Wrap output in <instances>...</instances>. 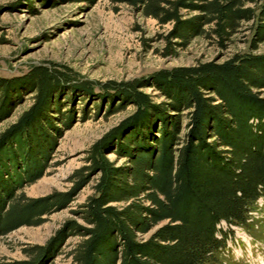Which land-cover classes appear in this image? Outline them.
I'll return each instance as SVG.
<instances>
[{
  "label": "trees",
  "instance_id": "obj_1",
  "mask_svg": "<svg viewBox=\"0 0 264 264\" xmlns=\"http://www.w3.org/2000/svg\"><path fill=\"white\" fill-rule=\"evenodd\" d=\"M119 1L159 27L169 25L157 49L162 57L195 39L226 50L245 32L249 51L109 82L96 93L90 81L68 69L32 65L20 76H0V120L18 93L32 92L31 104L0 132V236L39 225L97 175L79 213L87 226L64 223L44 246L31 248L29 260L16 264H47L73 235L81 238L71 253L76 264H203L221 249L218 223L243 224L249 206L264 197V52L254 53L264 43V0ZM144 87L165 100L152 102ZM63 88L98 95L109 107L116 103L111 109L131 105L132 111L106 140L93 143L87 165L73 172L66 193L16 195L43 175L53 147L44 127L56 130L46 111ZM180 114L186 117L181 135ZM71 123L61 121L64 128ZM109 152L126 157L128 166H114ZM116 203L125 205H111ZM151 229L145 241H136V234Z\"/></svg>",
  "mask_w": 264,
  "mask_h": 264
},
{
  "label": "rangeland",
  "instance_id": "obj_2",
  "mask_svg": "<svg viewBox=\"0 0 264 264\" xmlns=\"http://www.w3.org/2000/svg\"><path fill=\"white\" fill-rule=\"evenodd\" d=\"M0 0V76H20L32 65L57 70L68 69L79 80L90 81L93 93L100 85L117 83L145 76L158 69L189 66L197 62H220L231 51H249L248 33L237 37L226 50H218L202 39L193 40L179 49L174 56L162 57L157 49L161 36L169 25L159 27L150 18H144L119 0ZM253 52V51H252ZM264 52V43L254 53ZM152 102L165 98L156 89L144 87ZM51 96L46 116L56 130L44 127V137L53 147L46 154L43 175L33 183L25 184L15 192L27 198H41L55 193H66L75 170L87 165L90 149L104 139L132 111L131 105L122 108L116 103L100 102L98 95L78 94L63 88ZM264 98V87L259 89ZM15 96V95H14ZM14 99L10 114L0 120V132L31 104L32 92H20ZM15 96V97H16ZM59 107L58 112L53 108ZM183 113V112H182ZM71 118L70 126L62 120ZM179 118V119H178ZM180 135L184 132L185 115H178ZM37 142L41 140H36ZM106 158L116 167H127L126 157L109 152ZM19 165V164H18ZM97 175L88 182L62 208L43 215L37 226H21L0 236V264H16L29 260L32 247L44 246L66 222L87 225L79 213L81 206L93 194ZM120 208L123 203L111 204ZM245 222L228 226L219 222L215 238L222 236L220 251L203 264H264V197L249 206ZM159 223V225H162ZM154 230L136 234L138 242L145 241ZM81 241L77 235L67 237L55 257L47 264H76L71 253Z\"/></svg>",
  "mask_w": 264,
  "mask_h": 264
}]
</instances>
